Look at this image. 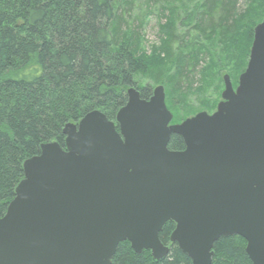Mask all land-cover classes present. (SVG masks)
<instances>
[{"label": "water", "instance_id": "water-1", "mask_svg": "<svg viewBox=\"0 0 264 264\" xmlns=\"http://www.w3.org/2000/svg\"><path fill=\"white\" fill-rule=\"evenodd\" d=\"M215 111L171 124L164 90L148 100L129 87L108 120L99 110L62 129L23 162V179L0 217V264H111L120 242L211 264L221 236L238 235L251 264H264V13L244 71L227 74ZM117 126V127H116ZM172 134L184 143L167 147Z\"/></svg>", "mask_w": 264, "mask_h": 264}, {"label": "trees", "instance_id": "trees-1", "mask_svg": "<svg viewBox=\"0 0 264 264\" xmlns=\"http://www.w3.org/2000/svg\"><path fill=\"white\" fill-rule=\"evenodd\" d=\"M263 12L264 0H202L183 19L170 8L155 57L161 65L157 79L172 92H189L198 74L197 91L207 92L215 82L205 65L226 66L236 79ZM128 14L119 0H0V217L23 179L27 158L46 142L64 148V125L92 110L114 121L127 102V89L147 74L142 31ZM138 92L146 100L152 94L148 86ZM174 119L179 120L176 114ZM167 147L183 149L182 138L172 134ZM173 229L169 221L158 234L169 248L162 259L148 250L138 254L123 241L111 264H191L170 242ZM245 245L238 235L219 237L211 264H251Z\"/></svg>", "mask_w": 264, "mask_h": 264}, {"label": "rangeland", "instance_id": "rangeland-1", "mask_svg": "<svg viewBox=\"0 0 264 264\" xmlns=\"http://www.w3.org/2000/svg\"><path fill=\"white\" fill-rule=\"evenodd\" d=\"M119 1L121 3V6L125 8V11L129 12L127 17L131 21L132 25L135 28L140 29V31H142V36H143L142 40H140L139 42V47L141 53L144 56V63L146 64L148 69H147V74L146 73L142 74L140 72L141 75L138 78L139 81L137 85L133 87L136 90H139L143 86H148L151 89V93H152L153 89L156 86L161 85L164 90V102L166 108L169 110V112L172 115V120H171L172 124L180 123L185 118L191 117L201 111H205L209 114L215 111L217 103L221 100V92L224 88L223 79H222L223 75L227 74L229 76L233 88L237 85L238 77L234 79L231 73L228 71L229 69L228 67L220 66L218 68L216 66H210V68H208L207 65H205L206 69H209L210 74L213 76V82H215V84H212L207 89V92L205 90L197 91V86L200 85L199 84L200 75L198 74L196 76L197 80H195L196 83L194 84L196 89L193 88V90H190L189 92H185V91L172 92L171 90L168 89L167 86L163 84V82L159 81L161 79H157L160 75H158V73L156 72L157 70H159L158 68L161 67V65L155 63V57L156 54H159L158 48L160 49L161 40L164 39V36L162 35L163 33H161L160 31L161 25L165 21V18L170 19L169 9L175 8L178 12L179 17L183 19L184 17H186V15L189 12L195 11V6L199 4L202 0H119ZM179 19L176 22L175 26L177 29L181 30L183 25L180 23ZM248 56H249V51L246 57L245 64H247ZM205 66L203 68H205ZM154 76L157 77L155 78ZM163 76L165 77L166 75ZM208 97L210 99L209 101L207 99ZM204 102L206 103V105ZM174 114H176V116L179 118L178 121L174 119Z\"/></svg>", "mask_w": 264, "mask_h": 264}]
</instances>
